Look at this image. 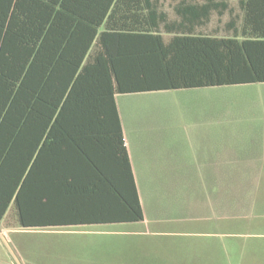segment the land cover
Returning <instances> with one entry per match:
<instances>
[{"label": "trees", "instance_id": "trees-1", "mask_svg": "<svg viewBox=\"0 0 264 264\" xmlns=\"http://www.w3.org/2000/svg\"><path fill=\"white\" fill-rule=\"evenodd\" d=\"M168 6L0 0V221H143L115 97L264 84V0Z\"/></svg>", "mask_w": 264, "mask_h": 264}, {"label": "rangeland", "instance_id": "rangeland-1", "mask_svg": "<svg viewBox=\"0 0 264 264\" xmlns=\"http://www.w3.org/2000/svg\"><path fill=\"white\" fill-rule=\"evenodd\" d=\"M160 1L170 12L169 0ZM226 20L213 17L204 33ZM217 90L223 102L217 120L235 126L228 138L233 144L180 147V156L191 162L203 158L204 164L184 171L188 176L138 178L144 225L24 230L10 210L0 223V249H12L30 264H264V84ZM185 96L176 91L118 96L128 139L132 119L178 122ZM212 210L219 220L211 227L191 221ZM179 217L188 219L184 227L174 224ZM8 226L15 229L1 230ZM183 228L209 235L179 233Z\"/></svg>", "mask_w": 264, "mask_h": 264}, {"label": "crops", "instance_id": "crops-1", "mask_svg": "<svg viewBox=\"0 0 264 264\" xmlns=\"http://www.w3.org/2000/svg\"><path fill=\"white\" fill-rule=\"evenodd\" d=\"M245 86V85H244ZM236 87V86H232ZM225 88V87H221ZM221 88H204V89H190V90H174L186 95L185 101L180 100L179 104V121L175 122H135L131 121L130 137L126 135L123 128L122 121L117 106V97L125 96L118 95L115 97L117 111L122 127L125 146L128 152L130 166L134 181L136 184L138 197L140 200L143 221L132 224H116V225H93V226H117L125 225L134 228L137 225H144L146 222L143 204L140 198L138 189V178H155V177H169V176H188L184 171H193V167H200L203 165V158L192 160L191 162L186 157H182L179 153L184 152L180 147L187 148L209 145H230L233 144V139L229 141L228 138L234 136L235 126L221 123L217 120L218 110L220 109ZM215 89V90H214ZM218 91V92H217ZM169 92V91H163ZM215 92V93H213ZM144 94V93H140ZM139 95V94H131ZM189 95V96H187ZM219 98V100H218ZM220 101V102H219ZM189 175H196L191 173ZM198 216L191 218V221L197 223L199 226L211 227L213 222H218L219 213L213 210L209 213H197ZM174 224L182 223L183 227L188 221L186 217L178 218ZM1 223V221H0ZM172 223V222H170ZM169 224V223H167ZM152 224L149 223V227ZM80 226L68 228H49L44 230H65V229H80ZM13 227H2L1 230L9 233ZM184 232V233H183ZM174 233V232H173ZM183 234H195L201 236H208V232H191L184 228L179 232ZM175 232L174 235L179 234ZM0 264H30L19 261L14 251L10 248L7 251L0 249Z\"/></svg>", "mask_w": 264, "mask_h": 264}]
</instances>
